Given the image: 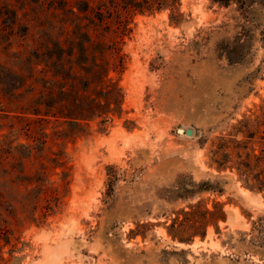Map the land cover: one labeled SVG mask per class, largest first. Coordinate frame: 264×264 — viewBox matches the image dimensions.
I'll return each mask as SVG.
<instances>
[{
    "label": "rangeland",
    "instance_id": "rangeland-1",
    "mask_svg": "<svg viewBox=\"0 0 264 264\" xmlns=\"http://www.w3.org/2000/svg\"><path fill=\"white\" fill-rule=\"evenodd\" d=\"M62 6L0 0V49L10 42V55L29 52L58 37L59 18L73 16ZM129 27L119 44L124 68L110 71L122 102L82 135L34 122L18 96L2 95L20 79H2L0 138L13 142L15 172L9 190L0 182V264H264L262 194L210 166L208 152L216 136L264 109V0H180L176 12H136ZM27 144L46 164L56 154L64 161L42 178L60 197L45 215L44 193L24 181L39 160L19 172ZM217 203L225 220L193 221L192 205Z\"/></svg>",
    "mask_w": 264,
    "mask_h": 264
},
{
    "label": "trees",
    "instance_id": "trees-1",
    "mask_svg": "<svg viewBox=\"0 0 264 264\" xmlns=\"http://www.w3.org/2000/svg\"><path fill=\"white\" fill-rule=\"evenodd\" d=\"M48 1L53 4L60 1L63 3L61 9L73 16L59 18L57 23L60 24L61 33L56 38L46 37L44 46L37 43L29 52L17 49L11 55L8 53L12 48L10 42L7 50L0 49V83L5 77L16 76L20 79L19 85L10 88L12 92L1 91L2 95L11 93L12 97L18 96L22 108L34 116V122H52L58 131L64 125L66 134L78 136L84 134L95 121L103 125L109 122L122 102L121 88L110 76V71L120 73L124 68V53L119 44L131 30L130 16L136 12L153 14L164 9L176 12L180 0ZM213 1L228 5L234 0ZM54 28L56 25L51 24L50 29ZM106 31H112L115 35L111 44L97 39L101 32ZM6 56L20 65L12 71L1 61ZM21 88L26 98H23ZM3 136H6V140L0 138V182L7 191L13 182L15 162L12 159L13 142L7 141V135ZM24 147L28 148V153L22 156L23 166L19 172L25 175V165L30 158L39 160L37 172L24 176V181L27 186L37 188L39 194L44 193L46 204L41 207L44 211H41L45 215L52 207L51 199L55 205L60 197L53 191L56 188L47 185L49 178H42L48 175L47 170L55 171L64 166L62 154L45 157L49 162L46 164L42 161L44 156L37 154L35 146L27 144ZM208 152L210 166L218 172L234 171L244 187L261 193L264 200V109L258 114L244 116L237 122L234 132L216 136ZM192 207L198 212L193 221L200 225L226 218L223 205L219 203L214 205L213 210H201L200 204ZM36 208L33 205L34 212Z\"/></svg>",
    "mask_w": 264,
    "mask_h": 264
},
{
    "label": "water",
    "instance_id": "water-1",
    "mask_svg": "<svg viewBox=\"0 0 264 264\" xmlns=\"http://www.w3.org/2000/svg\"><path fill=\"white\" fill-rule=\"evenodd\" d=\"M178 132L181 133V134L185 133L186 135H192L193 130L191 128H186V129L179 128Z\"/></svg>",
    "mask_w": 264,
    "mask_h": 264
}]
</instances>
